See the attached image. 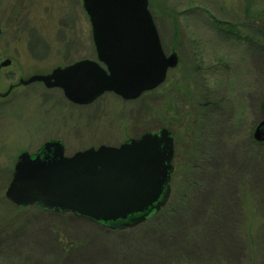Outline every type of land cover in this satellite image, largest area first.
<instances>
[{
	"label": "rangeland",
	"instance_id": "374dc122",
	"mask_svg": "<svg viewBox=\"0 0 264 264\" xmlns=\"http://www.w3.org/2000/svg\"><path fill=\"white\" fill-rule=\"evenodd\" d=\"M148 8L165 54L176 53L177 65L135 99L106 91L77 104L59 87L19 83L97 59L82 1L0 0L3 264L248 262L242 233L264 224V205L256 200L258 210L251 213L249 199L239 200L223 173H243L252 191L264 192V155L247 145L264 104V0H148ZM218 20L241 24L243 35L244 23L258 32L253 29L249 41H240ZM6 59L10 65L2 66ZM163 127L174 138L169 183L170 194L172 189L177 194L176 212L157 213L165 203L133 227L112 228L35 204L17 205L5 196L24 151L33 157L57 140L71 155L101 144L118 146ZM236 208L243 217L237 221Z\"/></svg>",
	"mask_w": 264,
	"mask_h": 264
},
{
	"label": "water",
	"instance_id": "95a60500",
	"mask_svg": "<svg viewBox=\"0 0 264 264\" xmlns=\"http://www.w3.org/2000/svg\"><path fill=\"white\" fill-rule=\"evenodd\" d=\"M81 1L97 59L55 67L27 82L59 87L77 104L106 91L135 99L160 85L177 65V54L166 55L162 48L148 0ZM252 135L264 140V104ZM174 152L165 127L118 146L101 144L71 155L64 154L61 142L48 141L33 157L19 154L5 196L17 205L70 212L107 227H133L168 200Z\"/></svg>",
	"mask_w": 264,
	"mask_h": 264
},
{
	"label": "trees",
	"instance_id": "16d2710c",
	"mask_svg": "<svg viewBox=\"0 0 264 264\" xmlns=\"http://www.w3.org/2000/svg\"><path fill=\"white\" fill-rule=\"evenodd\" d=\"M216 23H217V25L223 26V30L226 33H231V34H234L235 36H237L240 41H249L253 29L256 30V31L254 30L255 32H258L257 28H255L253 26L247 27L245 23L243 24L244 30L246 31L244 35L240 34V31H239L240 28H238V26L241 24H237V23H234L231 21H222V20H218V21H216ZM239 27H241V26H239ZM262 39H264L263 36H262ZM247 145L252 146V148H254L259 155L260 154L264 155V140L263 141H256L253 138V136L250 135ZM195 150L196 149H194V151ZM196 152H195V154H196ZM195 154L192 153V155H195ZM191 158H190V161H191ZM242 174L236 175L234 172V175H233L232 172H230V173L228 172V169L223 173V175L225 177H227V179L230 178L231 181H233L232 191L236 190L237 198L239 200L241 198L249 199L250 202H249V204L247 203L246 207L252 209L251 213H253V212L256 213L258 209H257L256 205L254 206V202L257 203V201H258L259 204L261 206H263L264 205V201H263L264 192L262 193V192L252 191V188H251L252 183H250V177L245 176L244 174L242 175ZM171 175H172V173H171ZM247 177H248V179H247ZM227 179H226V181H227ZM175 196L177 197L176 191L174 189H172L168 201L166 202V204L162 208H160L157 211V213L163 212V213H165V215H168L171 212H176L177 209L174 208V203L177 202ZM233 196H234V194H233ZM263 208H264V206H263ZM237 209L238 208H236L235 211L238 212L239 215L235 219L236 221L238 219L243 218L242 213ZM169 211H171V212H169ZM245 217L247 218L248 216H245ZM242 235L246 239L247 245L249 248V252L247 253L249 256V260H248V262L246 261L247 262L246 264H264V224L261 225L260 227H257L255 230H253V229H251V231L247 230L245 233L243 232Z\"/></svg>",
	"mask_w": 264,
	"mask_h": 264
},
{
	"label": "flooded vegetation",
	"instance_id": "af4514ba",
	"mask_svg": "<svg viewBox=\"0 0 264 264\" xmlns=\"http://www.w3.org/2000/svg\"><path fill=\"white\" fill-rule=\"evenodd\" d=\"M9 60V63L7 64V65H5V66H9L10 65V63H11V60L10 59H8ZM31 76H33V75H31ZM31 76H29L28 78H26V79H21V81H20V85H26V84H29V83H31V82H27V80L31 77ZM0 96H2V95H0ZM3 96H5V95H3ZM2 96V97H3ZM41 151V150H40ZM39 153V152H38Z\"/></svg>",
	"mask_w": 264,
	"mask_h": 264
},
{
	"label": "bare ground",
	"instance_id": "6f19581e",
	"mask_svg": "<svg viewBox=\"0 0 264 264\" xmlns=\"http://www.w3.org/2000/svg\"><path fill=\"white\" fill-rule=\"evenodd\" d=\"M82 218V217H81Z\"/></svg>",
	"mask_w": 264,
	"mask_h": 264
}]
</instances>
